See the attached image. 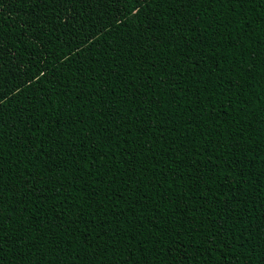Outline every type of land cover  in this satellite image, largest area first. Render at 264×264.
I'll return each instance as SVG.
<instances>
[{"label":"trees","instance_id":"trees-1","mask_svg":"<svg viewBox=\"0 0 264 264\" xmlns=\"http://www.w3.org/2000/svg\"><path fill=\"white\" fill-rule=\"evenodd\" d=\"M0 94V264H264V0H0Z\"/></svg>","mask_w":264,"mask_h":264},{"label":"snow or ice","instance_id":"snow-or-ice-1","mask_svg":"<svg viewBox=\"0 0 264 264\" xmlns=\"http://www.w3.org/2000/svg\"><path fill=\"white\" fill-rule=\"evenodd\" d=\"M37 3H54L57 7H63L65 4L69 3V0H36ZM142 3V0H124L125 9L131 7H136V5ZM86 39H91V37H86ZM6 86V85H5ZM4 99L3 95L0 94V100ZM35 187V184L33 185ZM31 190V189H30ZM41 189H37V191H40ZM2 250V249H0Z\"/></svg>","mask_w":264,"mask_h":264}]
</instances>
